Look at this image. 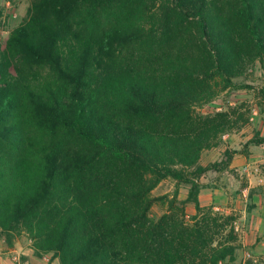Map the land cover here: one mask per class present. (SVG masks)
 Returning a JSON list of instances; mask_svg holds the SVG:
<instances>
[{"label": "trees", "instance_id": "trees-1", "mask_svg": "<svg viewBox=\"0 0 264 264\" xmlns=\"http://www.w3.org/2000/svg\"><path fill=\"white\" fill-rule=\"evenodd\" d=\"M256 65L264 0H29L0 35V239L59 264H233L237 216L199 202L233 123L196 108Z\"/></svg>", "mask_w": 264, "mask_h": 264}, {"label": "rangeland", "instance_id": "rangeland-1", "mask_svg": "<svg viewBox=\"0 0 264 264\" xmlns=\"http://www.w3.org/2000/svg\"><path fill=\"white\" fill-rule=\"evenodd\" d=\"M28 1L12 0L8 2L0 0V4L4 8V16L0 19V35L3 39H6L9 33L21 23L27 10ZM234 82L246 87L243 89H226L204 107L196 108V112L201 115L225 112L233 123V127L228 132L219 135L210 148L202 151L200 158V164L203 167L213 163L220 165L216 170L211 169L204 173L200 179L203 187L201 189L202 202H209L208 205L201 204V206L212 208L213 212L218 213L224 212L223 210L228 207H238L242 204L239 193L241 188L247 184V177L243 176V173L236 172L235 168H229L233 160L239 159L240 156H258L260 161L256 162L255 167L264 174V141L260 144L251 143L255 139L264 138V70L258 65L253 66ZM228 160H230L228 167H222V164ZM173 188L174 182L171 179H165L151 192V196L160 197L172 192ZM187 193L188 187L180 186L179 198L181 200L187 198ZM227 194L232 197L231 203L228 205L225 203ZM165 210V205L161 202H155L151 207L150 216L157 218ZM187 213L189 215L194 213L191 204H187ZM13 247L18 251L19 260L22 257L28 259L33 254L30 241L24 235L16 237ZM245 249L247 250V248ZM250 254L248 252L244 257L246 264H254V258ZM45 257L50 259L49 255ZM239 260L242 261L241 248L238 250L233 264H238ZM42 261L46 262V260ZM51 261L47 264H50ZM56 261L59 264L57 259ZM37 263L36 261L35 264ZM262 263L264 264V261ZM38 264L43 263L39 262Z\"/></svg>", "mask_w": 264, "mask_h": 264}, {"label": "crops", "instance_id": "crops-1", "mask_svg": "<svg viewBox=\"0 0 264 264\" xmlns=\"http://www.w3.org/2000/svg\"><path fill=\"white\" fill-rule=\"evenodd\" d=\"M257 161H260L258 156H240L239 159L233 160L229 165L230 169L235 168L236 172L243 173V176L247 177V184L241 188L239 193L242 204L238 207L231 206L223 210L226 214L230 213L237 216L236 226L239 233L242 258V261L239 260L238 264H246L244 257L248 252L253 256L254 264H263L264 261V174L255 167ZM201 193L202 191L199 194L200 205H208L209 202H202ZM226 199L225 203L227 205L231 203L232 197L229 194H227ZM17 253L18 251L14 247L8 248L4 240L0 239V264H35L36 261L47 264L50 261L47 257L40 259L31 254L28 259L25 257L20 258V262ZM42 260H46V262L44 263ZM50 264L58 263L54 259Z\"/></svg>", "mask_w": 264, "mask_h": 264}, {"label": "built area", "instance_id": "built-area-1", "mask_svg": "<svg viewBox=\"0 0 264 264\" xmlns=\"http://www.w3.org/2000/svg\"><path fill=\"white\" fill-rule=\"evenodd\" d=\"M236 229L238 230L237 226H236Z\"/></svg>", "mask_w": 264, "mask_h": 264}]
</instances>
